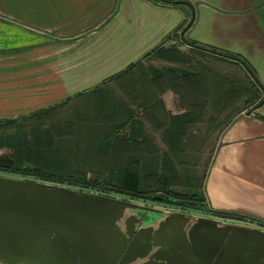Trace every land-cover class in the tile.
Wrapping results in <instances>:
<instances>
[{
	"label": "crops",
	"instance_id": "crops-1",
	"mask_svg": "<svg viewBox=\"0 0 264 264\" xmlns=\"http://www.w3.org/2000/svg\"><path fill=\"white\" fill-rule=\"evenodd\" d=\"M179 1L189 6L148 0H0V120L27 116L95 90V95L118 99V113H126L118 137L166 144V115L183 112H175L179 96L166 79L173 71H191L165 51L175 48L185 61L189 57L183 52L238 67L242 62L259 86L260 102L239 109L219 133L202 190L209 209L245 219L146 205V210L124 211V218L132 219L134 230L168 234L174 222L167 214L184 213L190 217L183 229L189 246L209 228L199 219L220 223L216 227L238 224L264 232L258 226L264 224V0ZM130 65L135 66L125 75L102 84ZM257 237L264 241L251 238ZM153 253L131 264H168L162 261L165 256L151 258Z\"/></svg>",
	"mask_w": 264,
	"mask_h": 264
},
{
	"label": "trees",
	"instance_id": "trees-1",
	"mask_svg": "<svg viewBox=\"0 0 264 264\" xmlns=\"http://www.w3.org/2000/svg\"><path fill=\"white\" fill-rule=\"evenodd\" d=\"M148 1L154 4H169L181 9L184 8L183 5L189 6L179 0ZM165 52L172 54L170 57L175 56V61L185 62L183 55L175 48H168ZM135 65H130L126 70L104 80L102 84L125 75ZM239 68L247 75V87L219 79L217 83L220 85L223 83V87L208 92L204 87L206 78L201 73L175 74L173 71V74L167 77L168 86L182 102L188 103V107L192 106V109L178 115L165 114L167 151L160 155L156 153V146L149 141L135 142L123 136L118 137L119 130L125 125L126 113H118L121 106L118 99L111 98L108 94L95 95L93 94L95 90L77 94L27 116L0 120V149L8 151L6 155L0 154V175L34 179L53 185L89 190L105 196H124L143 205L156 203L184 212L244 220V216L213 211L206 206L202 190L205 172L200 184H197V191L178 193L171 190L184 178V185L187 186H191L193 180L188 175L182 179L177 175L174 168H184L180 160L175 161V167L170 161L182 154L183 146L179 136L183 135L186 124L200 115L202 105L210 97V93H213L212 97L216 96L226 102L251 89L255 106L260 102L257 88L259 86L252 72L242 62ZM71 100L90 105L92 111L86 115L74 113L70 120L53 117ZM244 103L247 107V100ZM238 112L239 110L236 113ZM146 114L152 116L154 113L148 111ZM103 142H109V151L107 149L95 152V146ZM78 161L88 162L96 168H91L92 172L87 174L88 172L76 167ZM109 169L116 170V180L113 184H108L104 180L103 174Z\"/></svg>",
	"mask_w": 264,
	"mask_h": 264
},
{
	"label": "water",
	"instance_id": "water-1",
	"mask_svg": "<svg viewBox=\"0 0 264 264\" xmlns=\"http://www.w3.org/2000/svg\"><path fill=\"white\" fill-rule=\"evenodd\" d=\"M130 201L0 175V264H131L153 252L151 258L165 256L162 261L168 264H191L192 258L199 264L264 261V241L247 235L263 238L264 232L236 224L216 227L220 223L199 219L209 228L189 246L183 229L190 217L169 212L174 226L168 234L151 228L134 230L124 211L148 208Z\"/></svg>",
	"mask_w": 264,
	"mask_h": 264
},
{
	"label": "rangeland",
	"instance_id": "rangeland-1",
	"mask_svg": "<svg viewBox=\"0 0 264 264\" xmlns=\"http://www.w3.org/2000/svg\"><path fill=\"white\" fill-rule=\"evenodd\" d=\"M183 53L185 55H188L189 59H187V61L182 64L179 63L178 66L182 67L184 70H188L197 74L201 73L202 76H205L206 83L204 84V87L208 92H213L218 88L223 87V83L221 85L217 83L219 79L229 80L234 84L243 87L248 86L247 75L238 66L212 60L202 55H194L190 52ZM212 95L213 93H210V97H208V99L204 101L200 115L193 118L189 122V124H186L187 127L185 128L183 136L181 138V144L183 146L182 154L178 155L176 159H170L174 167L176 165V160H180L183 163L184 168H174L177 175L180 176L181 179L188 175L189 177L191 176L193 180L192 185L187 186L184 185L185 178L182 179L180 184H177L171 188V190L175 192L189 193L197 191V184H200L202 180V176L211 157V152L219 133L239 109H244L246 107L243 100H247V106L251 105L248 103L254 102V97L251 89H248L243 94L238 95L236 99L226 102L221 98H217L216 96L212 97ZM175 101L177 106V110L175 111L176 113L191 110V108L186 106L184 102L181 103L180 99H178L177 96ZM89 106L90 105H85L84 103L81 104L80 101H76L75 103H71L69 106L61 109L60 112H57V114L53 115V117L56 116L57 119L70 120L74 113L78 115H81L83 113H85L86 115L90 113L92 110ZM45 125L47 126L48 124L45 123ZM87 144L92 145L91 143ZM154 145L156 146L157 154L160 155L165 152L166 144L157 142ZM108 147L109 142H103L100 144L98 143L95 146V152L106 151L107 149L109 151ZM79 148L80 147L78 146L77 149ZM0 154L6 155L8 154V151L6 149H0ZM76 167H79L85 172H88L87 174H89V172H92L91 168H96L95 165L80 161L77 162ZM98 170L100 169L98 168ZM103 175L105 182H107L108 184L115 183V169H109L105 171ZM130 202L132 204L145 206L138 201ZM146 206H148L149 208H160L159 206L151 204H147Z\"/></svg>",
	"mask_w": 264,
	"mask_h": 264
},
{
	"label": "flooded vegetation",
	"instance_id": "flooded-vegetation-1",
	"mask_svg": "<svg viewBox=\"0 0 264 264\" xmlns=\"http://www.w3.org/2000/svg\"><path fill=\"white\" fill-rule=\"evenodd\" d=\"M168 210H172V211H179V212H184V211H180V210H178V209H171V208H167ZM190 213H194V214H199V215H207V214H200V213H196V212H190ZM238 225V224H237ZM251 235V237H256V236H254L255 234H250ZM250 251H253V249H251ZM193 259V258H192ZM191 259V262H192V264H199L195 259L194 260H192ZM200 262V264H204V263H202L201 261H199ZM206 264V263H205ZM256 264H264V261L263 260H260L259 262H257Z\"/></svg>",
	"mask_w": 264,
	"mask_h": 264
}]
</instances>
